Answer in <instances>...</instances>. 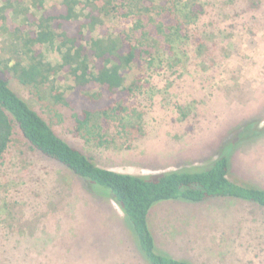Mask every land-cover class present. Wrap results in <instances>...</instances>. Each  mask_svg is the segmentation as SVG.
Here are the masks:
<instances>
[{
  "label": "rangeland",
  "instance_id": "rangeland-1",
  "mask_svg": "<svg viewBox=\"0 0 264 264\" xmlns=\"http://www.w3.org/2000/svg\"><path fill=\"white\" fill-rule=\"evenodd\" d=\"M199 1L205 12L193 32L197 37L177 71L157 74L153 92L137 99L142 116L133 122L143 132L128 146L85 143L69 131L68 115L55 129L102 167L156 175L204 165L231 131L255 121L242 132L254 131L256 138H237L230 176L264 188V0ZM47 57L56 61L59 53L48 49ZM11 85L48 113L46 89L39 99L18 80ZM128 223L114 199L89 192L71 170L21 137L6 155L0 170V264H149ZM150 225L158 248L176 258L264 264V207L256 203L234 197L161 201Z\"/></svg>",
  "mask_w": 264,
  "mask_h": 264
},
{
  "label": "trees",
  "instance_id": "trees-1",
  "mask_svg": "<svg viewBox=\"0 0 264 264\" xmlns=\"http://www.w3.org/2000/svg\"><path fill=\"white\" fill-rule=\"evenodd\" d=\"M204 12L199 0H0V170L21 137L71 170L89 192L114 199L146 262L194 264L158 248L150 213L166 200L234 197L264 207L263 187L230 176L237 138H256L257 122L231 131L204 165L156 175L102 167L55 125L68 115L69 131L85 143L128 146L143 132L133 122L142 116L137 99L153 92L157 74L177 71ZM48 49L59 53L56 61ZM13 79L39 99L46 89L48 113L21 96ZM245 127L251 130L242 132Z\"/></svg>",
  "mask_w": 264,
  "mask_h": 264
}]
</instances>
